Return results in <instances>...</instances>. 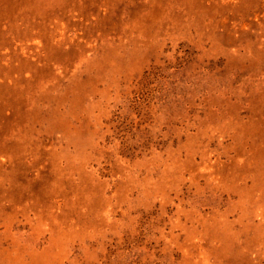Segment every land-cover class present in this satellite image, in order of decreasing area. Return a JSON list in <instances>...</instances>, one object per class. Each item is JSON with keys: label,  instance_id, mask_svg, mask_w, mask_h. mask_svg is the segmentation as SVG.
I'll return each instance as SVG.
<instances>
[{"label": "rangeland", "instance_id": "1", "mask_svg": "<svg viewBox=\"0 0 264 264\" xmlns=\"http://www.w3.org/2000/svg\"><path fill=\"white\" fill-rule=\"evenodd\" d=\"M0 264H264V0H0Z\"/></svg>", "mask_w": 264, "mask_h": 264}]
</instances>
